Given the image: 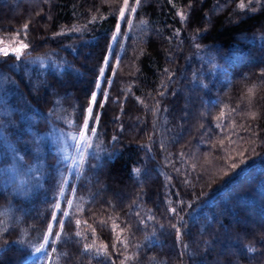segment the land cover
<instances>
[{
    "label": "trees",
    "instance_id": "trees-1",
    "mask_svg": "<svg viewBox=\"0 0 264 264\" xmlns=\"http://www.w3.org/2000/svg\"><path fill=\"white\" fill-rule=\"evenodd\" d=\"M240 2L129 1L136 11L126 9L93 106L83 175L65 188L74 214L48 244L51 264H264V0ZM120 7L0 0V46L30 45L19 61L0 54V264H47L34 249Z\"/></svg>",
    "mask_w": 264,
    "mask_h": 264
},
{
    "label": "snow or ice",
    "instance_id": "snow-or-ice-1",
    "mask_svg": "<svg viewBox=\"0 0 264 264\" xmlns=\"http://www.w3.org/2000/svg\"><path fill=\"white\" fill-rule=\"evenodd\" d=\"M141 2V0H136V5H139ZM249 4L252 3V0H248ZM257 3H259V0H256ZM238 8L240 9H244L246 7L245 3L243 2V0H241L240 3H238ZM130 10L132 13H135L136 11V7H131L129 6V0H123V7L119 8V20L115 26V30L113 32V41H115L119 36H120V23L121 21L124 20L125 17V11ZM181 18L185 19L184 14L180 13ZM95 19V18H94ZM128 23H131V21H128ZM28 25L25 24L24 25V30H25V39L27 38V34H26V30H27ZM197 32H199V30H197ZM17 36H19V33H17ZM30 47V45L28 43H25L23 40H20L18 43V46L14 47V48H3L0 47V54L7 56L9 54V52H11L14 56L15 59L17 61H19L21 59V57L24 55V52L26 49H28ZM111 47V46H110ZM202 46L197 44L196 48L200 49ZM109 56L105 57V64H107L108 60H109ZM100 79H98L97 85L96 87L99 89L100 88V81L102 80L103 76H104V72H105V68L101 67L100 68ZM105 97L107 96V93H104ZM160 95H163V93L161 92ZM96 96L97 93L93 92L90 102H89V107L86 109V115H84L83 118V123L82 126L79 129L78 134L76 135H69V139H71L73 141L71 147L74 148L77 152L76 156H69L68 154H64L62 156V162L65 164V167L68 169V173H69V177L74 176V175H83V172L80 171V169L86 164L87 162V155H88V149H90L91 147H93V145L90 143L92 136L95 135L96 133V128L95 126H92L91 129L89 128L90 125V121L92 122L93 125H95L96 123H98L99 121V115H95L93 116V104L96 101ZM224 116V112L221 111L220 114L215 118L216 120H220L222 117ZM221 144H223V141H220ZM181 155H183L181 153ZM241 157H243V153H240ZM241 164H246V161L241 159L240 161ZM93 167H95V165H93ZM231 167L233 169L237 168L238 165L236 163H233L231 165ZM137 172L139 170H136ZM228 173H225V175H227ZM70 180L68 178H65L64 180H62L61 182V186L59 189V199L57 200V202H55L52 207L54 209V211L51 214V222H49L47 224V232L46 234L43 236V243L39 244L38 247H35L34 251L35 253H38L41 255L42 259H50V253L48 251V244L51 243H56L59 238L61 237L63 231H64V227H65V221L74 214V198H66L65 196V185L69 184ZM76 188L73 186L72 187V192L73 194L75 193ZM61 201H63L66 204V208H62L61 207ZM181 203H183L181 201ZM170 212L175 213L178 217L180 221H183V216H181L177 210L175 208H170L169 209ZM60 213L61 215V219H59L58 224H59V231H57L55 233V236L53 237V226L54 223L57 222V213ZM148 219H154V217L149 216ZM81 221L79 219L75 220V225L77 226V228H79ZM140 223H144V220H141ZM119 225L117 224H113L112 225V230L115 231L116 228H118ZM172 228H174L176 230V234H177V239L179 240L181 237V229L177 224H172L171 225ZM123 231V229L121 230ZM93 232V236H95V229H92ZM75 235L77 237H79L81 234L79 231H77L75 233ZM117 239H119V237H117ZM116 245L113 244V248H115ZM185 247H187L185 245ZM84 250L86 252L88 251H95L96 254H101L102 252H106L107 251V245H102L101 248H95L94 245H89V244H85L84 245ZM57 250L55 248L51 249L52 253H55ZM127 259V257H126ZM121 264H123V261L121 262Z\"/></svg>",
    "mask_w": 264,
    "mask_h": 264
},
{
    "label": "rangeland",
    "instance_id": "rangeland-1",
    "mask_svg": "<svg viewBox=\"0 0 264 264\" xmlns=\"http://www.w3.org/2000/svg\"><path fill=\"white\" fill-rule=\"evenodd\" d=\"M129 1H130V0H129ZM125 13H126V11H125ZM122 23H123V21H121V23H120V31H121ZM116 40H117V39H116ZM116 40H115V41H113V39L111 40V44H110L111 47H109V50H108V52H107V56H109L110 58H111L112 51H113L114 45H115V43H116ZM17 46H18V45H17ZM0 47H3V48H9V49H10V48H14V47H16V46H13V47H12V46H10V45H3V46H0ZM109 51H110V52H109ZM9 54H12V53L9 52ZM24 54H25V52H24ZM12 55H13V54H12ZM110 58H109L107 64H105V62H104L105 65H103V67L105 68V72H106V69H107V67H108V65H109ZM117 60H118V58H117ZM105 72H104V76H103L102 80L100 81V87H101V85H102V83H103V81H104V79H105ZM98 79H100V75H99V78H98ZM99 90H100V88L98 89V88L96 87L95 92L97 93V95H98ZM96 98H97V96H96ZM94 103H95V102H94ZM93 106H94V104H93ZM67 178L70 179L69 175L67 176ZM67 185H68V184H67ZM67 185H65V188H66ZM57 216H58V213H57ZM54 224H55V223H54ZM53 228H54V226H53ZM53 248H55V247H53ZM34 256H38L40 259H42L41 255L38 254V253H35ZM53 256H54V253L51 252V253H50V259H48L47 264H51L52 259H53Z\"/></svg>",
    "mask_w": 264,
    "mask_h": 264
},
{
    "label": "bare ground",
    "instance_id": "bare-ground-1",
    "mask_svg": "<svg viewBox=\"0 0 264 264\" xmlns=\"http://www.w3.org/2000/svg\"><path fill=\"white\" fill-rule=\"evenodd\" d=\"M127 14V13H126ZM110 52V51H109ZM105 65V64H104Z\"/></svg>",
    "mask_w": 264,
    "mask_h": 264
},
{
    "label": "water",
    "instance_id": "water-1",
    "mask_svg": "<svg viewBox=\"0 0 264 264\" xmlns=\"http://www.w3.org/2000/svg\"><path fill=\"white\" fill-rule=\"evenodd\" d=\"M119 60V59H118Z\"/></svg>",
    "mask_w": 264,
    "mask_h": 264
}]
</instances>
